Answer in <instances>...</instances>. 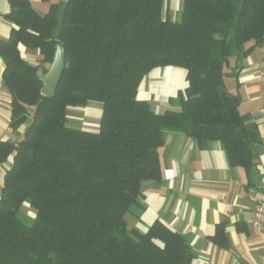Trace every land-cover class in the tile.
Wrapping results in <instances>:
<instances>
[{"label": "trees", "instance_id": "1", "mask_svg": "<svg viewBox=\"0 0 264 264\" xmlns=\"http://www.w3.org/2000/svg\"><path fill=\"white\" fill-rule=\"evenodd\" d=\"M42 1L44 15L31 0H9L14 26L0 41L11 125L27 126L20 142H0V162L14 159L0 198V264H192L186 236L160 221L131 229L126 215L145 180L163 182L168 130L218 141L230 167L254 173L263 139L224 69L264 45V0H181L174 20L166 0ZM58 45L65 69L48 96L40 77ZM22 46L39 50V65ZM164 67L185 69L188 85L179 111L155 113L139 92ZM91 103L102 105L99 130L71 126L69 110ZM212 240L228 246L224 225Z\"/></svg>", "mask_w": 264, "mask_h": 264}, {"label": "crops", "instance_id": "2", "mask_svg": "<svg viewBox=\"0 0 264 264\" xmlns=\"http://www.w3.org/2000/svg\"><path fill=\"white\" fill-rule=\"evenodd\" d=\"M31 1L40 14L49 11L48 3ZM10 11L9 0H0V41L10 36L14 26L6 18ZM20 51L26 61L39 65V50L22 46ZM4 68L0 57V142L18 143L27 126L11 125L12 98L3 84ZM224 72L229 91L241 98V114L247 116L249 125L258 126L263 139L254 173L248 175L244 168L230 167L220 142L200 145L180 132L168 130L160 150L163 182L142 183L139 206L126 215V220L129 228L141 232L160 221L186 236L195 253L192 264H264V227L258 229L252 223L257 206L264 205V45L241 62L232 58ZM186 75V70L179 67L154 69L143 80L139 97L147 100L155 113L171 107L179 111L181 103L175 98L187 88ZM101 115L102 110L71 108L68 121L71 126L97 131ZM13 160L11 156L0 162V198ZM220 225L225 226L228 236L226 248L212 240Z\"/></svg>", "mask_w": 264, "mask_h": 264}, {"label": "water", "instance_id": "3", "mask_svg": "<svg viewBox=\"0 0 264 264\" xmlns=\"http://www.w3.org/2000/svg\"><path fill=\"white\" fill-rule=\"evenodd\" d=\"M64 69L65 49L63 46L58 45L48 71L40 77L43 82V92L45 95L52 96L56 93Z\"/></svg>", "mask_w": 264, "mask_h": 264}, {"label": "rangeland", "instance_id": "4", "mask_svg": "<svg viewBox=\"0 0 264 264\" xmlns=\"http://www.w3.org/2000/svg\"><path fill=\"white\" fill-rule=\"evenodd\" d=\"M66 0H52V2L54 3H61L63 4ZM44 4L42 5H45L46 3L43 2ZM181 3V4H180ZM47 6V5H46ZM165 15L167 13H169L171 16H172V19H176V18H179L180 15H181V11H182V1L181 0H166V5H165ZM42 72V71H41ZM43 75V74H42ZM148 77V76H147ZM147 77L145 78V81L147 79ZM175 100L180 103L178 97L175 98ZM176 102V103H177ZM85 108H90V109H93L95 111L97 110H102V105L99 104V103H91V104H88L87 106H84ZM169 109H172L173 110V107L169 108ZM161 113L162 112H165V111H160ZM97 114V113H96ZM95 118V117H94ZM97 119V117H96ZM73 127H76V128H79L77 126H73ZM28 206H25L24 208H27ZM28 214L30 217H34L35 216V212L34 210H32L31 208L28 209Z\"/></svg>", "mask_w": 264, "mask_h": 264}, {"label": "built area", "instance_id": "5", "mask_svg": "<svg viewBox=\"0 0 264 264\" xmlns=\"http://www.w3.org/2000/svg\"><path fill=\"white\" fill-rule=\"evenodd\" d=\"M252 223L258 229H262L264 227V205L263 204H259L257 206L255 213H254Z\"/></svg>", "mask_w": 264, "mask_h": 264}]
</instances>
